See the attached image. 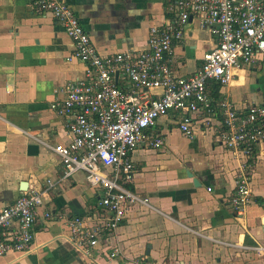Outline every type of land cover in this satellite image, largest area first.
I'll return each mask as SVG.
<instances>
[{
  "label": "crops",
  "instance_id": "obj_1",
  "mask_svg": "<svg viewBox=\"0 0 264 264\" xmlns=\"http://www.w3.org/2000/svg\"><path fill=\"white\" fill-rule=\"evenodd\" d=\"M63 1L102 56L144 50L149 28L173 18L172 0ZM215 43L207 27L189 19L172 43V73L183 77L199 69ZM72 49L62 27L34 0H0V210L23 191L52 182L37 210L31 249L2 256L0 264H264L239 248L264 246V141L247 160L226 150L217 137L222 112L216 108L226 101L241 112L263 103L264 61L235 70L225 86L208 85L211 111L192 115L190 138L178 129L180 115L156 120L149 133L163 146L131 154L128 188L147 205L130 206L118 228L84 254L68 241L66 222L80 218L90 226L107 217L97 206L102 192L82 173L60 179L59 159L50 149L69 137L48 104L59 86L83 76V64L67 60ZM212 84L218 86L215 97ZM240 172L248 176L251 201L236 215L229 200ZM113 248L118 254L111 258Z\"/></svg>",
  "mask_w": 264,
  "mask_h": 264
},
{
  "label": "built area",
  "instance_id": "obj_2",
  "mask_svg": "<svg viewBox=\"0 0 264 264\" xmlns=\"http://www.w3.org/2000/svg\"><path fill=\"white\" fill-rule=\"evenodd\" d=\"M34 7L48 12L62 27L73 48L67 60L84 66L82 77L54 91L48 108L63 119L69 137L66 143L50 148L59 159L60 179L82 173L90 187L102 192L97 206L107 217L90 226L80 218L66 222L68 241L76 251L87 254L102 243V234L118 228L130 206L147 205L146 199L128 188L133 176L131 154L138 147L157 150L163 146L161 137L149 133L156 120L169 112L180 115L178 129L190 138L192 115L211 111L208 85L225 86L235 70L257 59L264 61V0H174L173 18L161 27L149 28L144 50L108 56L95 50L63 0H34ZM195 18L216 43L203 55L199 69L175 76L169 67L172 43L182 37L186 22ZM118 79L125 85L119 86ZM216 108L222 112L220 143L251 159L264 141V102L241 112L226 101ZM45 185L51 187L52 182ZM47 188L23 191L0 210V257L21 256L31 249L32 227ZM250 201L248 176L240 172L229 205L240 215ZM42 217L49 214L44 212ZM239 248L264 259L263 245ZM116 254L118 249L113 248L109 257Z\"/></svg>",
  "mask_w": 264,
  "mask_h": 264
},
{
  "label": "trees",
  "instance_id": "obj_3",
  "mask_svg": "<svg viewBox=\"0 0 264 264\" xmlns=\"http://www.w3.org/2000/svg\"><path fill=\"white\" fill-rule=\"evenodd\" d=\"M174 0L169 1L170 3H173ZM217 90H218V86L217 85H213L211 86L210 92L212 93V96H216L217 95Z\"/></svg>",
  "mask_w": 264,
  "mask_h": 264
},
{
  "label": "water",
  "instance_id": "obj_4",
  "mask_svg": "<svg viewBox=\"0 0 264 264\" xmlns=\"http://www.w3.org/2000/svg\"><path fill=\"white\" fill-rule=\"evenodd\" d=\"M192 182H193L192 184L196 185V183L194 181H192ZM21 187L23 188L24 187V184Z\"/></svg>",
  "mask_w": 264,
  "mask_h": 264
}]
</instances>
